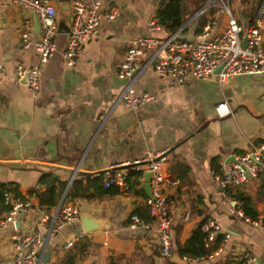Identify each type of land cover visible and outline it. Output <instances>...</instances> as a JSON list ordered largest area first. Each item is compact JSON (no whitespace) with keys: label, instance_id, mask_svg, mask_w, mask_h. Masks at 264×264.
Wrapping results in <instances>:
<instances>
[{"label":"crops","instance_id":"crops-1","mask_svg":"<svg viewBox=\"0 0 264 264\" xmlns=\"http://www.w3.org/2000/svg\"><path fill=\"white\" fill-rule=\"evenodd\" d=\"M49 1L55 8L57 23L67 21L70 10L63 13L59 0ZM230 1L235 2V17L242 19L241 0ZM208 2L184 0L182 34L192 36L214 20L213 11L202 13ZM159 3L160 0H104V7L116 8L118 16L102 23L99 37L84 44L72 66L62 58L66 34H58L56 54L46 64H40L33 48L25 50L19 44L23 25L27 21L33 25V13L10 2L3 10L0 184L10 185L7 188L40 210L20 216L14 226L0 227V264L12 261L11 236L15 231L44 234V214L52 218L73 181L85 186L86 177L160 152L167 158L162 175L173 220V252L167 261L160 256L155 223L145 206L149 194L146 173L139 172L137 179L129 174L126 192L113 188L102 193L107 189L101 183V189L85 192L90 198L78 196L64 202V197L63 204L77 207L79 219L45 237V246L35 264H226L240 263L246 253L255 257L256 264H264V233L231 212L218 193L211 170L213 159L221 167L232 156L247 153L251 144L264 141V74L235 77L226 83H219L215 77L188 78L177 85L147 69L135 87L138 93L149 95L151 101L137 112L122 102L115 103L124 88L117 69L128 43L136 39L165 40L173 34L162 25L156 29L149 25L156 19ZM245 3L243 9L251 7ZM243 13L251 14V18L255 14L251 8ZM200 16L204 17V24H200ZM244 22L238 21L243 27L249 24ZM225 24L224 15L216 17L215 33H221ZM262 41L264 46V30ZM17 63L27 68L38 66L37 93L16 81ZM220 103L226 104L229 114L220 115ZM42 176L66 182L55 208L39 205L37 194L50 188L45 180L41 184ZM57 192L55 183L54 194ZM230 192L234 197H250L257 219H264V173ZM5 213L0 202V221ZM133 215H139L147 227L131 228ZM204 219L213 220L221 229L215 243L207 249L209 252H217L224 234L229 238L212 260L186 261L178 249ZM83 221L87 226L91 223L95 230L86 234ZM80 232L84 237L71 248L63 249L66 241Z\"/></svg>","mask_w":264,"mask_h":264},{"label":"built area","instance_id":"built-area-1","mask_svg":"<svg viewBox=\"0 0 264 264\" xmlns=\"http://www.w3.org/2000/svg\"><path fill=\"white\" fill-rule=\"evenodd\" d=\"M10 3L31 11L37 17L39 33L34 34L31 21L23 25L20 35L22 49L33 48L38 54L40 64H46L56 54L57 18L55 8L49 0H0V22L3 10ZM214 12V20L205 24L192 36L182 34L180 28L165 40L136 39L128 43L127 49L117 69V77L124 82L123 91L115 99L122 102L132 112L151 101L147 94L136 91V81L142 73L150 69L156 76L167 79L173 84H183L188 78L208 80L213 77L219 83H226L235 77H252L264 74V46L262 31L264 30V2L257 8L251 22L243 27L233 16L227 1L212 0L205 5L202 13ZM224 15L226 24L221 33H215V18ZM118 16V10L104 7V0H71L69 32L62 58L66 65L72 66L80 56L84 44L99 37L103 22H112ZM151 28H162L156 19ZM193 37V41L177 42L175 38ZM245 42V47L242 45ZM0 71L3 65L0 63ZM14 77L17 82L25 80V86L35 94L40 89L38 66L24 67L22 63L14 66ZM220 115L230 112L225 103L217 105ZM167 161L164 153H148L141 160L132 164L115 165L102 172L101 183L104 189L118 188L126 192L129 188L128 178L131 171L149 173V194L145 206L149 216L155 223V233L159 245L160 256L167 261L173 252V220L168 208L164 192L162 167ZM264 173V141L251 144L250 150L240 156H232L223 164L218 172L212 173L218 193L229 205L231 212L236 213L247 224L260 229L264 233L262 221L245 216L242 202L234 197L233 189L240 187L259 174ZM4 206L8 207L0 227L14 226L20 216L34 209L28 200L22 199L14 192L6 189L2 192ZM47 220L44 234L40 232L15 231L11 236L13 258L9 264H35L45 246V237L52 236L65 225L79 219V211L74 204H61L50 219ZM147 227L137 215L131 217V228ZM204 234V247L214 244L221 229L213 220L207 219L201 226ZM84 237V233L75 234L63 245V249L71 248L75 242ZM229 238L224 234L217 252H209L204 256H184L189 262L212 260L218 255ZM166 264H169L168 262ZM239 264H256L252 254H244Z\"/></svg>","mask_w":264,"mask_h":264},{"label":"trees","instance_id":"trees-1","mask_svg":"<svg viewBox=\"0 0 264 264\" xmlns=\"http://www.w3.org/2000/svg\"><path fill=\"white\" fill-rule=\"evenodd\" d=\"M248 0H241V3L246 2ZM205 0H202V3H204ZM264 2V0H252V3H247L250 4V8L252 12H256L257 8L259 5ZM183 3L184 0H160L159 7L156 11L155 18L161 24L166 30H168L170 33H174L177 30H179L183 24H184V10H183ZM251 18V14H249V19ZM200 21V24H204V17H199L198 18ZM252 18L249 20V23L251 22ZM220 167L216 165V160L213 159L211 163V170L213 172H218ZM101 175L102 173L95 174L91 177H86V184L85 186L82 185V183L79 182H72L69 193L65 197L66 202L68 199H73L75 197L81 196L84 198H90V196L86 195L85 192L89 190L90 188H93L95 190L99 189L101 187ZM139 175V172H131L130 176L131 178L134 177L137 179ZM47 181L50 185L49 190L44 193V194H37L38 200H39V205L42 208L46 209H51L55 208L58 205L59 199L61 198V195L63 194L65 187H66V182H59L56 178L52 177H43L40 180L41 184H45ZM43 182V183H42ZM55 183H58V192L54 194L55 192ZM47 185V186H49ZM10 185H4L0 184V202L3 204V199H2V192L6 189L11 190V188H7ZM101 189V188H100ZM115 189H107L102 191L104 193L105 191H112ZM14 191V190H13ZM15 192V191H14ZM16 193V192H15ZM237 199H239L242 202V210L245 214V216L257 220L258 218V213L255 211L253 205H252V200L250 197L247 196H242V195H237L235 196ZM47 206V207H45ZM6 212L8 211V207L5 206ZM44 211V210H43ZM139 216V215H138ZM140 217V216H139ZM148 221V220H145ZM206 222V219H204L191 233L190 238L184 243L183 246H181L178 249V253L181 256H192V257H200L206 255L209 250L204 248V234L201 231V226ZM262 224L264 226V219L262 220ZM220 239V238H219ZM226 264H239V263H231L228 262Z\"/></svg>","mask_w":264,"mask_h":264},{"label":"water","instance_id":"water-1","mask_svg":"<svg viewBox=\"0 0 264 264\" xmlns=\"http://www.w3.org/2000/svg\"><path fill=\"white\" fill-rule=\"evenodd\" d=\"M60 2V7L59 10L63 13H68L70 10V0H59ZM69 20H70V14L68 16V23L67 21H63V20H59V22L57 23V34L59 35H63V34H67L69 32ZM33 27H34V34H38L39 33V26H38V22H37V17L35 14H33ZM186 40L188 41H193V37H187V38H175V41L177 42H185ZM242 47H245V42L243 43ZM22 84H25V80L22 81ZM8 165V164H6ZM150 180V174L146 173L145 174V183H148ZM149 188V185H148ZM64 197L62 198L60 205L63 203ZM84 222V231L86 234H90L95 230V226H93L91 223H88V226L85 225V221ZM19 224V223H18ZM18 224L16 225L18 227ZM45 260H47L48 258V254L46 253L44 255Z\"/></svg>","mask_w":264,"mask_h":264},{"label":"rangeland","instance_id":"rangeland-1","mask_svg":"<svg viewBox=\"0 0 264 264\" xmlns=\"http://www.w3.org/2000/svg\"><path fill=\"white\" fill-rule=\"evenodd\" d=\"M208 1H212V0H208ZM223 1H227L228 2V5H229V7L231 8V11H232V13H233V10H232V5H233V2H229V0H223ZM235 3V2H234ZM247 3H251V0H250V2H247ZM201 4V3H200ZM246 4V3H245ZM242 5H243V3H241V7H239V11H240V13H242L241 15L243 16V17H245V18H243L242 16V19L241 18H239V19H237V17H235V15H234V13H233V16L236 18V20H237V22L239 21L240 22V20H241V22L243 23L244 21V23H245V25L247 24V22L250 20L249 19V14L248 13H243V10H245V12H249V10H250V8H249V6L247 5V6H245V8L243 9V7H242ZM248 21H247V20ZM240 24V23H239Z\"/></svg>","mask_w":264,"mask_h":264}]
</instances>
